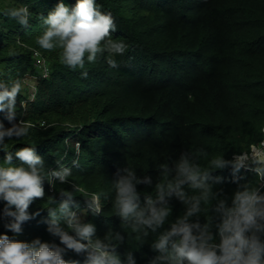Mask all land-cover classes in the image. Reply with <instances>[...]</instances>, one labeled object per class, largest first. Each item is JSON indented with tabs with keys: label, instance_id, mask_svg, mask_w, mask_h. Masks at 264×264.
I'll return each mask as SVG.
<instances>
[{
	"label": "trees",
	"instance_id": "1",
	"mask_svg": "<svg viewBox=\"0 0 264 264\" xmlns=\"http://www.w3.org/2000/svg\"><path fill=\"white\" fill-rule=\"evenodd\" d=\"M64 2L71 6L75 0ZM18 3H28L34 13L46 15L57 0H0V78L21 81L14 120L30 125L27 136L5 137V141L9 151L34 144L45 174L60 164L70 166L72 174L63 183L43 182L45 196L34 198L28 208L37 214L22 222L16 238L39 237L63 246L47 231L45 221L48 207L53 206L48 197L58 202L67 190L73 192L77 210H84L83 219L96 226L97 236L120 232L124 239L116 251L121 258L132 251L136 264H147L156 255L150 244L162 229L147 236L133 231L114 211L112 182L124 167L150 177L151 184L136 185L143 203L146 195L155 194V184L163 182L159 165L171 166L183 151L194 152L205 168L218 155L233 159L234 154L250 153L251 146L261 147L264 0H96L101 11L114 17L112 38L129 47L116 55V68L107 64V52L86 61L87 78L79 75L80 69L65 65L58 49L39 47L36 37L43 25L38 17L23 27L4 14ZM35 51L46 60L49 73L35 82L34 99L29 100L22 80L26 73L38 76ZM0 121L10 126L3 112ZM201 148L204 154L195 151ZM3 155L0 150V160ZM13 163L21 162L14 157ZM211 175L221 177L213 191L228 197L238 184L259 183L251 165L236 173L230 165L217 168ZM92 193L99 194L102 203L95 215L87 210ZM168 203L171 211L164 227L185 210L174 196ZM203 209L201 222L207 216V202ZM7 219L0 216V232L11 235L4 227ZM63 258L86 262L83 252L71 249Z\"/></svg>",
	"mask_w": 264,
	"mask_h": 264
},
{
	"label": "clouds",
	"instance_id": "2",
	"mask_svg": "<svg viewBox=\"0 0 264 264\" xmlns=\"http://www.w3.org/2000/svg\"><path fill=\"white\" fill-rule=\"evenodd\" d=\"M4 14L23 27L29 26L31 18L38 17L43 31L36 43L42 49H58L61 61L70 69H80L83 78L88 77L86 61L93 62L98 54L107 52V64L116 68V55L129 47L124 40L112 38L116 31L114 17L111 12L101 11L96 0H75L71 6L57 0L46 15L34 13L28 3H18L8 7ZM2 74L0 69V77ZM21 86L19 79L0 78V112L10 122L5 127L0 121V150L4 152L0 160V201L4 202L0 216L8 218L4 227L11 231V235L0 232V264H77L63 258L67 249L83 252L85 264H136L132 251L124 253L123 258L116 251L124 239L120 232L103 238L96 235L94 223L83 219V209L77 210L72 191H62L64 198L58 202L48 197L53 206L47 209V231L58 237L63 246L39 237L30 241L16 238L22 231V222L37 214L30 213L28 208L34 198L45 196L43 182L47 180L51 185L55 179L63 183L72 174V168L64 164L45 174L44 161L34 144L9 151L5 137L10 140L29 134L30 125L14 120ZM263 145L264 141L261 147L251 146L250 153L234 154L233 159L218 155L205 168H201L194 152L183 151L171 166L159 165L163 182L155 184V194L146 195L143 203L136 185L142 181L151 184V178L137 176L132 167L122 169L123 174L112 182L115 213L142 236L162 229L150 244L156 255L147 264H264V155H250L254 149L264 152ZM195 151L206 152L203 148ZM14 157L21 163H13ZM72 164L78 166V161L73 159ZM229 165L233 173L251 165L259 183L238 184L230 197L213 191V184L220 182L221 177L211 175L212 170ZM173 196L185 205V210L164 227L171 211L168 200ZM205 202L207 216L201 222ZM101 209L100 195L92 193L87 210L95 215Z\"/></svg>",
	"mask_w": 264,
	"mask_h": 264
},
{
	"label": "built area",
	"instance_id": "3",
	"mask_svg": "<svg viewBox=\"0 0 264 264\" xmlns=\"http://www.w3.org/2000/svg\"><path fill=\"white\" fill-rule=\"evenodd\" d=\"M34 58H36V64L35 67L38 69V76L31 75L30 73H26L23 78V84L26 89V93L29 94L30 99L33 100V95H35V82L38 80V78H47L48 77V66L46 60L42 57L40 53L37 51L34 52ZM24 104V102L22 103ZM43 124V123H42ZM264 146V145H263ZM78 147V144H76V148ZM254 152L256 153V150L254 149ZM257 155V154H256ZM235 157V156H234Z\"/></svg>",
	"mask_w": 264,
	"mask_h": 264
},
{
	"label": "rangeland",
	"instance_id": "4",
	"mask_svg": "<svg viewBox=\"0 0 264 264\" xmlns=\"http://www.w3.org/2000/svg\"><path fill=\"white\" fill-rule=\"evenodd\" d=\"M259 151V150H258ZM251 156L257 157L259 158L260 155H256V153L254 151H252V154H250Z\"/></svg>",
	"mask_w": 264,
	"mask_h": 264
},
{
	"label": "bare ground",
	"instance_id": "5",
	"mask_svg": "<svg viewBox=\"0 0 264 264\" xmlns=\"http://www.w3.org/2000/svg\"><path fill=\"white\" fill-rule=\"evenodd\" d=\"M261 152H262V151H258V150H257V151H256V154H257V155H260Z\"/></svg>",
	"mask_w": 264,
	"mask_h": 264
}]
</instances>
